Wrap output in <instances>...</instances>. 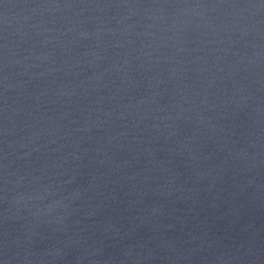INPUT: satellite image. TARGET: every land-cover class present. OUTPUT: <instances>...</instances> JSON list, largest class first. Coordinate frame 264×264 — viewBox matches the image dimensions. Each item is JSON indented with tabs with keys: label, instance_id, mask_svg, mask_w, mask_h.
<instances>
[{
	"label": "water",
	"instance_id": "obj_1",
	"mask_svg": "<svg viewBox=\"0 0 264 264\" xmlns=\"http://www.w3.org/2000/svg\"><path fill=\"white\" fill-rule=\"evenodd\" d=\"M0 264H264V0H0Z\"/></svg>",
	"mask_w": 264,
	"mask_h": 264
}]
</instances>
